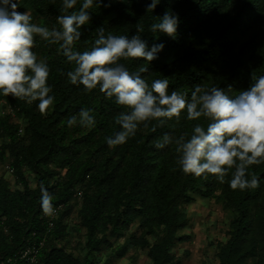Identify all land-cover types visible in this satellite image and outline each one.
<instances>
[{"label":"trees","instance_id":"1","mask_svg":"<svg viewBox=\"0 0 264 264\" xmlns=\"http://www.w3.org/2000/svg\"><path fill=\"white\" fill-rule=\"evenodd\" d=\"M150 3L94 0L77 50L90 49L99 28L105 35L131 38L141 24L144 32L140 35L149 48L160 43L164 48L152 62H122L131 72L146 66L148 71L142 76L149 84L168 78L169 92L178 90L189 96L197 84L226 92L231 86L229 95H235L249 88L253 73L264 74V0H159L149 12ZM80 6L78 0L75 10ZM61 7L62 0H20L17 10L35 14L43 26L51 28L59 27L56 18ZM166 11L179 18L174 38L149 31ZM36 39L33 51L48 62V85L55 102L42 115L38 102L28 105L0 95V105L10 106L15 114L0 118V138L7 140L1 145L0 160L9 161L7 167L13 171L9 173L20 187L12 189L8 180L0 178V264L42 239L45 243L37 264H112L111 260L124 259L130 249L145 251L151 264H182L172 250L190 240L180 234L190 225L185 207L196 197L221 202L233 216L225 242L217 244L219 264H264V165L251 166L259 187L243 192L230 188V177L220 184L215 177L185 175L175 163V145L155 147L164 133L191 134L195 122L184 116L175 130L167 125L155 132L151 126L141 128L126 144L109 147L106 137L120 130L115 119L124 109L98 89L89 93L82 85L71 84L67 72L73 65L58 45ZM82 108L91 110L95 127L69 128L68 117ZM28 172L33 175V186ZM41 183L53 195L54 207L60 208L50 232L40 206ZM78 197V231L87 239L83 257L58 246L69 234L64 220ZM119 239L123 242L115 245ZM104 249L109 258L100 263L97 255Z\"/></svg>","mask_w":264,"mask_h":264},{"label":"clouds","instance_id":"2","mask_svg":"<svg viewBox=\"0 0 264 264\" xmlns=\"http://www.w3.org/2000/svg\"><path fill=\"white\" fill-rule=\"evenodd\" d=\"M62 0L61 14L51 28L34 23L27 12H19L20 0H0V95L11 96L28 105L37 103L42 115H46L55 102L48 85L50 68L46 59H39L33 49L37 37L47 45H58V51L73 65L67 78L73 85H82L85 92L98 89L124 109L115 119L120 130L106 137L109 147L121 146L134 138L137 132L169 126L175 130L184 116L195 122L189 135L164 133L155 144L157 149L175 145L178 158L175 163L185 175L207 180L215 177L220 184L226 178L232 190H254L259 178L250 171L251 166L264 165V74H252L247 90L235 95L217 86L197 84L190 96L178 90L169 92V79H155L151 84L142 76L148 71L140 66L131 72L122 61L145 60L152 62L164 45L153 44L141 38L144 32L137 25V34L105 35L97 29L98 38L92 47L77 50L82 28L91 19L89 10L94 0ZM159 0H151L147 11L157 7ZM179 18L165 12L158 22L150 25L152 33H164L175 37ZM69 128L80 126L92 129L96 119L91 110L82 108L67 119ZM40 206L47 217H54L57 209L53 195L40 184Z\"/></svg>","mask_w":264,"mask_h":264},{"label":"rangeland","instance_id":"3","mask_svg":"<svg viewBox=\"0 0 264 264\" xmlns=\"http://www.w3.org/2000/svg\"><path fill=\"white\" fill-rule=\"evenodd\" d=\"M34 23L42 25L40 19L28 12ZM43 26V25H42ZM9 113L8 109L0 105V118L5 117ZM7 140L0 138L1 145ZM9 161L2 162L0 160V178L9 181L12 189L20 187L15 183V179L7 169ZM30 179V183L34 185L33 175L26 173ZM76 199L73 201V208L68 215L65 216L64 223L67 225L68 236L61 240L58 246L65 251L73 253L75 256H84L86 254L85 244L87 242L84 232L80 233L78 210L81 201ZM185 211L190 219L189 227L182 231L180 235H187L190 240L185 243L177 244L172 253L179 257L182 264H219L216 259L217 244L225 242V233L227 232L232 214L226 211L221 202L211 199H202L196 197L193 204L185 207ZM135 230V229H133ZM153 241V240H152ZM123 240L115 241V245L122 243ZM109 251L104 249L97 255L100 263H104L109 258ZM112 264H151L145 251H137L130 249L127 256L122 260H111ZM250 264H252L250 262Z\"/></svg>","mask_w":264,"mask_h":264},{"label":"built area","instance_id":"4","mask_svg":"<svg viewBox=\"0 0 264 264\" xmlns=\"http://www.w3.org/2000/svg\"><path fill=\"white\" fill-rule=\"evenodd\" d=\"M6 109H8L10 113L15 115L13 113V109L10 106L7 107ZM22 133H23V130L20 129L19 134L21 135ZM7 169L9 170L10 173L13 172L9 167H7ZM78 196H80V193L78 194ZM56 209H57V214L54 217H48V221H47L48 232H50L53 229L54 219L58 216L60 208H56ZM3 230L5 233H7V229L5 227ZM44 243H45V240L42 239L39 242H34L26 246L14 258L8 259L6 261V264H37L40 252L42 248L44 247Z\"/></svg>","mask_w":264,"mask_h":264}]
</instances>
